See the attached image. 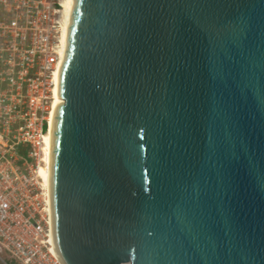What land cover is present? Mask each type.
<instances>
[{"label":"water","instance_id":"1","mask_svg":"<svg viewBox=\"0 0 264 264\" xmlns=\"http://www.w3.org/2000/svg\"><path fill=\"white\" fill-rule=\"evenodd\" d=\"M59 83L65 264H264V0H74Z\"/></svg>","mask_w":264,"mask_h":264},{"label":"built area","instance_id":"2","mask_svg":"<svg viewBox=\"0 0 264 264\" xmlns=\"http://www.w3.org/2000/svg\"><path fill=\"white\" fill-rule=\"evenodd\" d=\"M62 36L63 0H0V264H65L40 171Z\"/></svg>","mask_w":264,"mask_h":264},{"label":"bare ground","instance_id":"3","mask_svg":"<svg viewBox=\"0 0 264 264\" xmlns=\"http://www.w3.org/2000/svg\"><path fill=\"white\" fill-rule=\"evenodd\" d=\"M74 0H63V8H64V36L63 43H64V51L63 54L65 55V50L67 47V33L69 29V23L71 20V14L73 10ZM61 68V66H60ZM60 68L56 72V87H55V100L53 104V111L52 115L49 119V129L48 132L45 134V165L41 167L40 171L42 176L44 177V185L48 188L49 194L51 195V163H52V150H53V127H54V120H55V108L59 104L62 98L60 97L59 88V78H60ZM51 210V209H50Z\"/></svg>","mask_w":264,"mask_h":264},{"label":"rangeland","instance_id":"4","mask_svg":"<svg viewBox=\"0 0 264 264\" xmlns=\"http://www.w3.org/2000/svg\"><path fill=\"white\" fill-rule=\"evenodd\" d=\"M20 150L23 154H26L27 151H28V146H25V145H21L20 146ZM31 160V159H30Z\"/></svg>","mask_w":264,"mask_h":264},{"label":"trees","instance_id":"5","mask_svg":"<svg viewBox=\"0 0 264 264\" xmlns=\"http://www.w3.org/2000/svg\"><path fill=\"white\" fill-rule=\"evenodd\" d=\"M20 152H21V150H20ZM22 153V152H21Z\"/></svg>","mask_w":264,"mask_h":264}]
</instances>
